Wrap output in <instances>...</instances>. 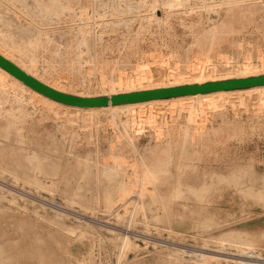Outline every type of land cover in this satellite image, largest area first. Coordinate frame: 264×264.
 <instances>
[{"label":"rangeland","instance_id":"1","mask_svg":"<svg viewBox=\"0 0 264 264\" xmlns=\"http://www.w3.org/2000/svg\"><path fill=\"white\" fill-rule=\"evenodd\" d=\"M207 1L215 4L214 8H220L215 3L218 0ZM248 4L255 10L252 18L228 23L231 30L219 40L205 45L204 49L197 42L199 35L219 24L225 18L224 10L215 12L201 7L190 14L177 12L167 24L153 23L143 29L136 24L130 32L120 26L116 32L108 33L102 31L101 25H92L91 43L81 45L75 53L55 41L37 44V48L28 46V54L11 51L15 60L25 67L34 62L38 74L55 80L66 91L93 96L126 90V86L141 89L151 85H172L179 80L193 81L199 79L202 70L204 80L235 77L246 69L251 73H261L264 72V0H249ZM129 5L136 6L135 2ZM15 10L19 11L15 8L7 13L6 21L0 23V28L9 31L7 33L17 44L27 47L28 37L22 36L16 26L28 19L16 17ZM146 10L144 8L142 14H146ZM11 17L15 20L8 22ZM48 29L56 37L66 27L56 22ZM125 35L128 37L126 40ZM97 37L101 38L98 41L103 45L97 44ZM132 47L137 50L136 54L132 53ZM244 63H250V66L245 69ZM138 77H141L140 81H137ZM184 102L187 104L184 109H174V105L160 102L119 114L62 108L58 117L52 115L38 126L43 132L39 136V144H20L11 134L0 136V164L8 166H0V248L3 250L14 245L16 251L21 248L27 251V255L17 263L7 262L4 253L0 264H164L159 253L152 254L147 250L162 252L165 247L187 251L184 255L186 264H195L193 254L202 250H218L217 254L210 255L217 259H225V256L232 259L234 256L237 260V250L223 247L215 240L206 241V237L193 233H169L156 224L158 220L149 217V222H146L142 215L119 217L118 213L124 215L126 204L118 203L116 197L117 201L112 206L104 198H93L98 195V192L89 190L94 186V176L85 173L86 165L76 170L78 160L84 157L99 156L102 161L113 162L116 154L124 157L127 170L132 171V165H136L142 155L151 154L152 149L148 146L165 140L163 135L158 136L155 125L161 124L165 128L172 122L179 125L189 123L192 129L214 126L217 131L210 136V150L224 155L264 157V96L260 97L257 92H246L242 97L238 94L226 95L218 107L197 111L193 121H188V108L194 101L187 99ZM66 109L69 111L66 112ZM90 115H95L97 119L91 125L83 120H88ZM126 118L132 119L127 130L121 121ZM68 119L75 121L65 126ZM153 119L157 124L150 122ZM224 120L231 122V126L222 129L220 126H225ZM36 122L32 119L23 125L26 138L31 141L37 137ZM66 128L74 134L66 135ZM47 131L52 134H47ZM21 145L31 152L34 148L38 149L44 164L60 161L70 179L61 181L59 172L44 176L36 170L16 166L27 163L21 154ZM57 147L61 150L57 151ZM24 173L29 178L41 177L45 186L39 188L26 181ZM117 179L102 176L103 185H107L114 194L119 189ZM100 194L103 197L105 192ZM184 202L189 206H182ZM229 202L223 204L227 206V211L214 216L216 221L227 227L264 230L263 204L245 197ZM176 203L175 207L184 210L197 207L196 200L184 197ZM125 236L130 237L138 248L133 247L125 253ZM259 249L263 259L259 263L264 264V243ZM240 255V260L247 258L245 262L258 261L247 257L248 254Z\"/></svg>","mask_w":264,"mask_h":264},{"label":"bare ground","instance_id":"2","mask_svg":"<svg viewBox=\"0 0 264 264\" xmlns=\"http://www.w3.org/2000/svg\"><path fill=\"white\" fill-rule=\"evenodd\" d=\"M248 1L218 0L215 3L220 8L216 9L214 8L215 4L207 0H31V2L30 0H0V23L6 21L7 13L12 10L14 11L15 8L19 9V11L15 10L14 12L16 13V17L24 16L28 19H25V21L27 20L26 23L19 22L16 26L22 36L28 37L27 47L24 44V46L17 44L13 36L7 33L9 31L5 32L0 28V52L30 74L58 90L81 96H93L66 91L55 80L38 74L34 68V62H32L31 66L25 67L15 60L14 52L12 54L11 50L28 54V46L42 44L45 41H55L62 44L67 51L75 53L81 45L86 44L87 46V44L91 43L93 39L92 25H101L102 31L108 33L116 32L120 26H124L130 32L135 29L136 24L139 25V29L147 28L153 23L167 24L170 22V18L176 15L177 12L190 14L201 7L215 12L224 10L225 18L219 24H215L210 30H206L199 35L197 42L204 49L205 45L219 40L226 34V31L231 30L229 24L233 21L249 20L252 18L251 16H253L255 10L248 4ZM132 2H135L136 6L129 5ZM144 8H147L146 14H142ZM13 20L15 18L12 19L11 17L8 19V22ZM56 22L63 24L66 29L54 37L50 34L48 27ZM11 25H13V22ZM98 39L100 40L101 38L97 37V44L103 45L100 42L101 40L98 41ZM124 39L126 40L128 37L125 35ZM35 47L37 48V46ZM132 48V53L136 54L137 50L134 47ZM66 50H64V53ZM33 52L35 51L33 50ZM249 66L250 63L246 64L245 69ZM246 70L241 75L235 77L264 74V72L251 73V70ZM200 74L199 79L193 81L183 82L179 80L172 85H151L150 87L141 89H132L126 86V90L103 95L111 96L116 93L208 81L204 80V70L200 71ZM227 78L233 77H221V79ZM120 80L122 82V76ZM140 80L141 77H138L137 81ZM246 92H257L260 97H263L264 85L150 99L117 105L80 107L65 104L42 94L0 66V136L7 137L11 134L15 136L20 144L28 142L39 144V136L43 132L38 129V126L42 125L43 120L48 119L52 115L58 117L62 108L111 111V113L119 114L121 111H133L137 108L141 110L145 105L160 102H168V104L174 105V109H184L187 106L184 101L190 99L194 102L188 108V121H193L197 111L218 107L224 101L226 95L238 94L242 97ZM68 111L66 109V112ZM95 117V115H90L88 120H83L91 125L97 121ZM32 119L37 121L34 125L37 137L33 141L26 138L23 128L24 123ZM74 121V119H68L65 126L67 124L72 125ZM121 121L124 124L125 130H127L132 119L126 118ZM224 121L223 124L225 126H220L222 129L231 126V122ZM150 122L157 124V121L154 119L150 120ZM67 128L66 135H73L74 131L70 133V130H67ZM155 128L158 131V136L163 135L165 140L156 141L153 145L148 146L152 149L151 154L148 156L142 155L139 162L136 165H132V171L127 170V165L124 164V157H119L116 154H114L115 161L113 162L102 161L99 156H87L82 160H78L76 170L82 165H86L87 171L85 173L88 172L87 174L94 176V186L89 188V190L98 192V195L93 198L96 200L104 198L110 206L117 200H119L118 203H121V205L126 204L124 215L118 213L119 217L142 215L147 219L146 222H149L148 219L150 217L155 221L158 220L159 222H156V224L167 229L169 233H193L196 236L206 237V241L215 240L220 242L223 247L230 246L234 248L239 253V257L241 256L240 253H243V255L245 253L246 255L250 254L247 257L258 260L257 262L249 263L245 262L247 258L243 261L238 256L236 260V257L234 258L232 253L230 254L232 259L229 256H225V259H217L210 255H214L218 250L216 252H211L210 250H202L200 252L198 249L200 253L193 254L195 264H260L261 249L259 247L263 246L264 243V230H251L237 226L227 227L220 224V221H216L214 216L222 215L223 210L227 211V206L223 205L224 203H230V200L239 197L252 198L253 201L264 205V157L255 155H224L210 150L212 141L210 136L214 135L217 131L214 126L208 129L207 127L192 129L189 123L179 125V123L172 122L165 128L161 124L155 125ZM47 134L52 133L51 131H47ZM56 149L57 151L61 150L60 147ZM20 151L22 156L27 159V163H18L16 166L36 170L44 176L59 172L62 176L61 181H64L65 178L70 179V174L67 170H64L65 167L62 166L60 161L44 164L38 149L34 148L33 152H31L28 148L21 145ZM0 166L4 168L8 167L4 164H0ZM102 176L109 177L110 179L118 177V193L114 194V191L112 192L107 185H103ZM23 178L36 187L45 186L44 180L39 176L29 178V176L27 177V173H24ZM68 183H70V180H68ZM101 192H105L103 197L100 194ZM115 197L117 200H115ZM183 197L196 200L198 208L194 207L184 210V208L175 207L176 201ZM182 206H189V204L184 202ZM123 239L125 240L123 247L125 253L133 247V249L138 248L130 237L125 236ZM194 250L196 252L197 249ZM255 250L256 252H252ZM147 252L152 254L159 253L164 264H186L184 255L187 251H182L179 248L165 247L162 252L157 250H147ZM4 253L6 254V261L9 263H17L27 255V251L24 248L16 251L14 245H10L7 249L2 250L0 248V262L4 259Z\"/></svg>","mask_w":264,"mask_h":264},{"label":"water","instance_id":"3","mask_svg":"<svg viewBox=\"0 0 264 264\" xmlns=\"http://www.w3.org/2000/svg\"><path fill=\"white\" fill-rule=\"evenodd\" d=\"M0 66L22 80L25 84L42 94L69 105L80 107H99L109 104L117 105L146 101L150 99L169 98L180 95H189L197 93H208L219 90H232L248 88L256 85H264V74L247 77H233L221 80H208L205 82H196L190 84H181L153 89H143L131 92L116 93L111 96H81L58 90L49 84L43 82L36 76L30 74L13 60L9 59L0 52Z\"/></svg>","mask_w":264,"mask_h":264}]
</instances>
